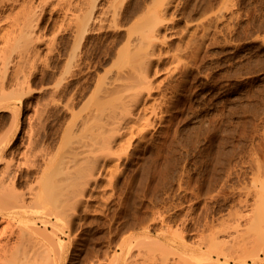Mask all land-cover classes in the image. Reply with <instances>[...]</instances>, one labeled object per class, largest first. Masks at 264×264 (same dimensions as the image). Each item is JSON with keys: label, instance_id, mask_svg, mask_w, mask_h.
<instances>
[{"label": "rangeland", "instance_id": "obj_1", "mask_svg": "<svg viewBox=\"0 0 264 264\" xmlns=\"http://www.w3.org/2000/svg\"><path fill=\"white\" fill-rule=\"evenodd\" d=\"M99 1L95 2L98 8L96 5L94 10L100 15L109 8L108 4L115 10L121 7L119 9L124 14L123 18L118 19L120 29L117 20L114 23L109 16L104 17V22L100 21L103 26L99 28L100 22L96 24L99 27L87 36L75 57L72 50L74 44L70 45L73 43L71 33L59 27L62 25L61 14H54L49 21L46 17L48 23L45 19V23H41V40L42 35L45 36L44 43L50 45L53 39L52 47L56 51L50 55V52L46 53L47 46L39 44L40 58L37 57V63L34 62L37 67L33 64V68L25 69L30 92L26 90L27 84L25 94L13 100V104H0V147L5 153L0 161V175L4 165L12 164L16 177L15 189L25 193L30 204L32 199L28 194L33 193L32 189L35 193V190L42 191L43 195L37 192L39 197L46 198L48 196L44 194L57 188L55 185H59L57 183L61 182L63 174L66 173L63 177L69 176V171L76 164L72 162H78L82 155L80 163H85L77 145L90 140L87 138L92 129L89 128V115L96 109L95 105L102 95L108 99L102 97L101 103L104 98V102L109 101V97L117 93L115 89L121 87L118 84L125 83L123 76L122 82L118 81L115 88L109 85L115 91L109 87L107 91L106 84L113 81L116 70L120 69H117L118 66L113 68V65L120 64L113 61L114 58L118 59L116 50L130 35L129 25H134L131 21L135 23L139 19L136 18L139 8L150 2L121 0L123 5L117 2L119 0L115 1L122 4L119 6L112 0ZM175 4L165 16L168 23L164 21V26L167 24V29L164 33L162 31L159 39L164 54L159 55L157 51L156 55L163 60L160 59L156 64L158 67H153L149 72V78L153 81L150 95L135 105L133 117L128 121L130 123L134 118L133 122L142 126L147 122V116L150 125L142 128V132L135 128L134 133H130L133 134L131 138L130 134L120 136L119 142L120 139L124 142V148L123 145H120L121 148L114 146L117 161L113 157L111 163L96 171L95 174L99 172L100 176L97 175L95 189L92 184L94 190L90 188L87 194L84 193V200L80 202L83 205H77V208L80 207L75 208L76 211L73 212L74 208L71 211V206L66 211L68 205L66 203L65 206L64 201L70 205L72 200H62L65 191L69 195L71 191L67 193V190L74 188L72 185L76 184L80 175V166L78 169L75 167L79 175L72 170L77 177L75 180L71 173L73 178L69 177V181L68 177L67 181L63 178L60 184L67 189L64 180L65 183L73 180L75 184L69 183L72 189L62 188L58 192L62 187L58 186V190L53 191L59 193L58 196L54 195L55 207L61 200L64 204L58 207L66 212L65 217L61 216L66 219L64 222L62 219L56 220L60 223L59 227L65 228L60 229L57 228L58 222L55 223L57 217L50 215H62L63 212L60 209L57 211L58 207L54 209V202L48 205L53 211L47 206L49 213L53 212L48 214L54 219L55 228L61 230L60 233L55 232L56 235L59 234L60 241L67 245L64 264H264V0H176ZM108 21L109 24L111 21L114 23L110 28ZM195 25L197 29L194 31ZM113 26H118V29H113ZM191 31L195 34L192 35ZM49 38L51 41H48ZM173 54L179 55L180 64L177 63L179 65L175 69L168 62ZM73 58L75 60L71 62ZM74 61L78 64L75 65L77 68L72 73L69 68L70 73L64 72L65 63L67 67L74 68ZM168 65L173 72H170ZM79 66L82 69L79 70ZM156 69L158 71L155 72ZM61 70L68 75L63 76ZM166 72L171 74L167 76ZM56 75L61 77L58 79L62 83L61 86L58 84L57 89L55 87L59 80H56ZM106 77L109 83L102 82L104 79L101 78ZM101 85L104 87L101 88ZM123 86L118 92L119 96L125 91ZM6 88L7 95L21 94L11 86L10 77ZM50 96H54L55 100L50 101ZM152 103H159L157 117L147 112ZM97 106H100L99 103ZM86 118L87 124L84 122ZM85 125L88 126L85 128ZM73 147L79 151H74L79 154L78 160L75 157L77 154L72 157L68 155L74 150ZM67 155L72 160L75 158L74 161ZM62 158L71 160L68 166L70 170L59 174ZM44 161L49 165L46 166ZM113 162L116 169L109 166ZM67 163L69 165V161ZM46 167L47 170H44ZM5 191L8 200L10 193ZM62 191L61 199L59 195ZM53 192L48 193L49 197L50 194L53 196ZM86 195L90 200L85 201L88 199ZM49 197L46 201L43 199L44 202L48 203ZM35 204L32 205L36 207L41 203ZM71 205L75 207L76 204ZM34 207H30L29 211H35ZM33 213L26 214L22 221L12 220L22 225L17 227L16 223H11L7 230L9 232L13 228L14 232L10 243L16 242L14 238L28 223L26 220L39 219V214ZM66 215L73 216L66 218ZM39 220H36L37 227L43 229ZM62 230L64 234L60 235ZM21 250L18 252L21 253ZM209 260L212 262L209 263Z\"/></svg>", "mask_w": 264, "mask_h": 264}, {"label": "bare ground", "instance_id": "obj_2", "mask_svg": "<svg viewBox=\"0 0 264 264\" xmlns=\"http://www.w3.org/2000/svg\"><path fill=\"white\" fill-rule=\"evenodd\" d=\"M96 1H99V0H0V104H1V106L5 105L6 103L8 105L13 104V100H15L17 97L21 98L25 94L24 90H25L27 84H28V87L26 88V90L30 92L29 80H28L29 78L27 79V81H28L27 82L26 81L27 76H26L25 69L27 71V69L29 67L33 68V64H34V62H36L35 60L37 59V57H39L38 53H40V49L38 48V45L41 43L45 44V46H47L46 49L48 48V50H46L47 51L46 53L50 52L51 53V54L49 53L50 55H52V53H54V51H56L52 47V44H54L53 39H52L53 42L51 41L50 38L48 39V41H51V44H50L51 48H49L50 45H48V43H44L43 39L45 38V36L43 37V35H42V40H41V34H40L41 23L43 22L44 19L46 21V19L48 18V21H49L54 14H56V13L61 14L62 25H60V26L58 25V26L61 27L62 29L64 28L63 31L66 30V32H67V30H68L71 33L70 35L73 38V43L72 44L69 43V44L71 46H73V44H74V49L72 47V50H74L73 56H75V57H77L75 54H77V50L81 47L82 43L85 41L87 36L90 33L95 32L94 30H97L96 27L98 28L100 26L99 28H101V25L103 24L101 22L102 21L104 22V19H106L109 16L108 18L110 20L115 21L114 23H116V20H117V23L119 22L118 19H120L124 14V13L122 14V10L119 9L121 7H117L118 10H117V8L115 10L114 8L111 9V5L108 4L109 8L107 7V9L103 10V12L104 11L105 12L102 13L103 15L102 14L100 15V14H98V12L96 13V10H94V9H96L95 6L97 5V4H95ZM115 1H117V0H112V2H114L116 5L122 6L123 0L117 1L119 3H122L121 5L119 3H116ZM124 1H126V0H124ZM149 1L150 2H148V3L146 2L143 6H141L139 8L137 15H136V18H139V19L135 23H134V21H131L134 25H133V27H132V25H129V26H131L130 29L131 28H134V29L130 30L129 27H127L129 29L130 33L127 31L126 32L129 33L130 35H128L126 37V40L123 37L125 40V42H123L124 44L122 42H120V44L122 43L123 45L119 49L116 47L118 49V50H116L118 59L116 60V58H114L113 61L115 64H117L116 62H120V64L115 65V67L113 65V68H116L118 66L117 69H119V67H120L119 71L116 70V72H117L116 76H115L116 78L114 77V79H112L113 81L110 83L107 81V80H109V78L108 79H107V77L101 78V79H104L103 81L101 80L102 82L106 83L105 81H107L109 83L106 85H107V88L109 87L111 89L112 87L115 88L118 81H120L119 83H121L122 82L121 79L124 76L126 78L125 79L123 77L125 83H122L120 85L118 84V86H121V87H117V88H120V89H118V91H117V88L115 89L117 92L115 94L113 93V91H115V90L111 89L113 91L110 92V94L112 95V93H113L112 97L115 96L116 94L118 95L119 94L118 92H119V90L122 89L123 85H124L123 90H125L124 93H121L122 95H120V96L118 95L114 98L109 97L110 98L109 101L105 100V102H104V99L107 98L106 95L101 96V98L106 97L103 99L104 103L100 102V99H101L100 98L99 101L95 105L96 109H94V107H93L94 111L91 114L89 113L90 115L88 114L89 118L87 117L89 124H90V125L88 124L90 126L89 128L92 127V129H90L91 132L88 133V135H90V136H87V138L88 139L90 138V140L87 141V139H86L85 140V141H87L86 143L80 144L82 148L80 147V145H77L79 147L78 150L80 152L78 150H76L77 148H74V147H73L74 148L73 151L70 149L71 153L76 150L79 152V154H83V156L85 158V160H84L85 163L83 161L80 163V160L83 159V157H81L82 155L79 156L81 159L78 162H72V164L76 163V164H74L75 167H77L76 169H78L80 166V168H79V171H80L79 174L80 175L77 173L79 171L76 170L75 167H73V168L71 167L72 170L73 169H74V171L76 170L75 174L77 173V175L80 176V177L77 176L79 178V182H78V178L75 177V175H74V171L70 170V168H69L70 162L72 160V158H71L72 156L77 154L75 157L77 160L79 159V157H77L79 155L78 152H76V153L74 152V154L68 153V155H70L71 157L68 155L67 156L71 160L68 158H62L61 163L62 162L63 163L60 165L59 174H63V173H65V171H67V169H69L70 173L67 172L69 174V176H67L68 181L70 178H73L72 176H70L71 173H73L72 175L75 177V178H73V180H75L77 178V182L75 181L76 184L73 183V180L69 182L70 185L75 184V185H72V186H74V188L72 186H70L68 182H66V183H68V186H67V184L65 183V180H64V184L66 185V188L67 189H68V187L70 189L73 188L72 190H69V189L67 190L64 188L65 186L60 185L61 182H63L62 181L63 178H66V181H67V177H63L64 175H66V173L63 174L62 179H60L61 182L58 181L59 179L56 180L59 183H57L55 181L57 184H59L58 185L59 187L62 186L61 188H59L58 186L55 185V188L57 187L56 189L58 190V188H59V190H60V191L58 190V192H61L62 188L67 190V193H68V191H71V192H69L70 193L69 195H67L66 191H65L64 197L62 195V194H64V191H62L63 192V193H61L62 196L59 195V198L62 199V197H63L62 201H64V198L67 201L68 200L69 201L72 200L73 202L77 201V203H73L72 201L70 202L71 204H76L75 207H73V205H71V204L69 205L68 202L64 201L65 206H66V203L68 205V207L67 206L65 207L64 205L62 206V207H65L66 211L69 209L70 206H71L70 210L72 208H74L73 212H74L75 208L77 210L80 207V206H78V208H77V205L81 204L80 202L82 200H84V195H85L84 193H86V191L91 188L92 184H93L92 187L97 184V175L99 174V172H98V174H95L96 171H100V169L102 167L107 166V163H111L112 158L113 157L115 158V155L117 154L114 151L115 150L114 146H117V147L119 146L121 148L120 145H123L122 143H124V142H121L122 141L121 139H120L121 143L119 142L120 136L122 134H128V136H129V134L132 133L135 128H137L136 130L139 129V131L142 132V131H144V129L142 130V128L150 125L147 116H145L147 118L146 119L147 122L144 124L142 123V126L137 125V123L135 121L133 122L134 118L131 120L130 123H128V121L133 117L132 116V110L135 107V105L138 104L141 101V99H145L146 95L147 96L150 95V91H151L150 86H151V82H153V81H151L152 79L149 78V75H150L149 72L153 67H155V68L158 67V65L156 66V64L159 63L161 56L157 57V55H158L157 53L160 52L159 55H161V53H162L160 46H159V45H161L159 42V39L161 40L160 36L162 37V35H163L162 31L164 33V30L167 29L166 28L167 24L164 26V23L167 22V21H165V16H166L167 12L172 7L174 8L176 6V4H175L176 0H149ZM127 2H128V0H127ZM97 8H98V5H97ZM99 8H102V7H99ZM120 10H121V12H119ZM125 10H126V7H125ZM98 11H101V10H98ZM104 17H106V18H104ZM61 19H60L59 23H61ZM133 20H135V19L133 18ZM98 22H100L99 26L96 25V24H98ZM106 22H105V24H106ZM109 22L110 21H108V27L110 28L112 26L111 25L112 21L110 24H109ZM43 23H45V22H43ZM114 23H112V24H114ZM119 23H121V22H119ZM105 24H104V26H105ZM45 26H46V24H45ZM47 26L49 27V25H47ZM191 26L192 25H190V27ZM59 27H58V29H59ZM115 27L116 26H113V29ZM188 27H189V25H188ZM188 27L186 29H188V31L190 32V28H188ZM61 28H60V30H61ZM122 28L126 29V27H122ZM195 28L197 29L196 25H195L194 29L193 28L192 29L195 31ZM44 29H46V28H44ZM102 29H104V28H102ZM119 29H120V24H119ZM132 30H134V32ZM61 31H59V35L61 34ZM98 31H100V30H98ZM194 31H191L192 35H193ZM43 32H45V30ZM43 32H41V33H43ZM96 33H97V31H96ZM57 34L58 33L56 31L55 36ZM57 36H56V38H57ZM163 39H165L164 36H163ZM56 46L57 45H55V47ZM71 46H69L70 49H71ZM49 49H50V51H49ZM51 49H53V50L51 51ZM56 49H58V48H56ZM177 50H179V49L177 48ZM41 51H43V50H41ZM79 52H78V55H79ZM165 52H166L165 54L167 55V51H165ZM59 53H61V52H58V54ZM174 53L179 54V52H174ZM162 54H164V52ZM168 54H169V52H168ZM178 54H177V56L173 54V57L171 56L172 58H170L171 60L170 59L168 60V62H170L174 66V69L177 68L178 65L180 64L179 60H178V56L180 54L179 55ZM81 55H82V53H81ZM166 55H164V56L166 57ZM170 55H168V57ZM42 59L44 61H46L44 59V57H42ZM69 59H70V57H69ZM72 60H75V59L73 58L70 61L73 62ZM161 60H163V59H161ZM66 61H67V63L69 62L68 60H66ZM166 61H167V58H166ZM71 62H69V64H71ZM175 62H176V64H175ZM38 63H39V61H38ZM74 63H76V62L74 61ZM77 63H78V61H77ZM77 63L74 64V66L75 65L78 66L79 63L78 64ZM177 63H179V64H177ZM9 64L11 65L12 68H10ZM69 64H68V66H69ZM34 65L36 66V64H34ZM46 65H48V62ZM63 65H64V63H63ZM70 66H72V64ZM77 66H75L74 68L73 67H67V65L65 63V69L66 70L64 72H66V73L71 72L72 73L73 69L77 68ZM169 66L170 65H168V67ZM175 66H177V67H175ZM32 68H31V70H32ZM68 68L70 70L72 69V71H70ZM79 68L82 69L81 66H79L78 69ZM165 68H167V66ZM169 68H167V70ZM62 69H64V67H62ZM68 70L70 72H68ZM113 70H112V72L114 73ZM172 70L173 69H171L170 72L174 71V70L173 71ZM156 71H158V70L156 69L155 72ZM24 72H25V74H24ZM61 72L63 73V76H65V77H66V75H68L66 73L64 75V72L62 70H61ZM74 72H75V70H74ZM170 72H168V73L171 74ZM60 73L58 75H60ZM168 73L166 72L167 76H168ZM69 75L71 76V74H69ZM56 76H54V78ZM60 76H62V75H60ZM70 76H68V77H70ZM9 77H10L11 86L14 87V89L16 91H19L21 93L20 95H18V96H16L17 94L16 95H12V94L7 95L6 83H8ZM58 77L59 76L56 77L57 78L56 80H59L58 83L55 80L57 85L55 82H53L56 85V87H55L56 89L58 88V86L61 83V79H58ZM65 77H62V78L65 79ZM59 78H61V77H59ZM70 78H72V77H70ZM101 81H100V83H102ZM161 82H163V81H161ZM104 83H103V85H104ZM53 85H52V88H53ZM98 85H99V83H98ZM103 85H101V88ZM106 85H104V86L106 87ZM109 85L110 86L113 85V86L110 87ZM159 86L160 85L158 84L157 87L159 88ZM96 87L98 88L99 86H96ZM97 88H96V90H97ZM109 88L107 90L108 92H109ZM154 89H156V88H154ZM58 90H57V92H58ZM49 91L51 92L52 90H49ZM46 93H48V92H46ZM27 94H28V92H27ZM48 94H50V93H48ZM51 94H53V93L51 92ZM52 97H51L52 99L50 98V101L55 100L54 96H52ZM55 97H56V95H55ZM101 101H102V99H101ZM157 102H159V101H157ZM98 103L100 106H97ZM158 104L152 103V106L148 107L147 112L150 116L156 115L157 108L160 107V106L159 107L157 106ZM143 105H144V103H143ZM141 108L142 107H139L138 109H141ZM141 110H139V111H141ZM159 112H160V110H159ZM133 115H136V114H133ZM156 117H157V115H156ZM87 118L85 120L83 119L84 122L87 120ZM91 120L93 123L91 122ZM153 120H155V119H153ZM141 122H143V121H141ZM87 123L88 122H85V124H87ZM82 124H80V127L82 126ZM91 124H93V125H91ZM138 124H140V123H138ZM88 125H85V128ZM147 128H149V127H147ZM124 132H127V133H124ZM125 137H127V136H125ZM129 137L130 138L133 137V134L132 135L130 134ZM0 144H1V142H0ZM80 148L82 149V151L80 150ZM123 148H124V145H123ZM3 151H4L3 147L2 148L0 147V161L3 160V157L5 156L4 155L5 153ZM114 152L116 154H114ZM113 154H114V156H113ZM117 157L119 159L121 158V157H119V155ZM65 159H67L69 161V165L67 163L68 161H66ZM74 159L72 161H74ZM47 160H48V158H47ZM49 160H51V159L49 158ZM77 160H75V161H77ZM115 160H116V158H115ZM115 160H113V161H115ZM11 161H12V159H11ZM65 161H66V164H65ZM108 161H110V162H108ZM7 162H9V161H7ZM51 162H49V163H51ZM44 163H45V161H44ZM44 163H43V165H45V164H46V166L49 165V164L47 165V163H45V164ZM115 163L118 164V162H115ZM64 164L67 167L68 166L69 167L67 168L66 166H64ZM81 164H83V165L81 166ZM74 165H72V166H74ZM113 165L116 166V164H114V162L112 165H109V166H113ZM18 166L20 167L19 164H18ZM12 167H13L12 164L7 163L6 166L4 165V169L2 168L3 173L1 172V175H0V213H2V217L0 216L1 217L0 218V226H1L0 227V264H31V263L32 264H62V263L64 264V260L66 259L65 258V252L67 255V251H66L65 246H67V245L62 243V241H60L62 239H60V237H58L59 234H58V236L56 235L57 232L60 233V231H61L57 228H60V229L63 228V227H59L60 223L58 221H60L61 219L63 221L65 218L63 219L62 217L63 216L65 217V214H66V212H64V210H65L64 208H63L64 210H61L62 208L60 209L58 207L59 204H61V203L64 204L58 198L56 200H60L61 202L59 201V203H58L56 201V205L58 203V205L56 207H58V208L55 207L54 195L58 196L59 193L57 191H56L57 194L55 192H53L56 190L54 188L55 190L50 191L51 193L52 192L54 193L53 196L50 194V197H49L48 193H50V192L47 191V193L44 194V196L46 195L50 198L48 201V203H49L48 204V203L44 202V200L46 201L48 199V197H46V198L43 196L39 197L38 193H41L42 191L35 190L38 192V193L37 192L35 193L33 191L34 189H32L31 191L33 193L28 194L30 199H32V203L31 204L28 203V200L26 198L27 195L25 196V193H19L15 189L16 188L15 187L16 177L13 175ZM43 167H45V166H43ZM47 168L48 167H46V169L44 168V170H47ZM112 168H108V170L111 169V170L115 171L116 168L115 167H114L115 169H112ZM0 170H1V168H0ZM98 176H100V175H98ZM71 182H72V184H71ZM93 188L95 189V186ZM96 188H97V186H96ZM94 189L91 188V190H94ZM5 190H8L7 192L10 193L8 200L6 199V195H5L6 191ZM31 191L29 190L27 192L30 193ZM41 194L43 195V192ZM66 195H67V197H66ZM51 196L53 197V201L51 199ZM89 196H91L90 193H89ZM89 196L87 197V195H86V198H88V199H86L85 201L90 200ZM42 197L44 199V200L42 199L43 202L41 200ZM38 199H40L41 201L40 200L37 201ZM33 202H35L36 204H39V202H40L41 204L36 206V204ZM51 202H54V209L56 208L57 211H58V209H60L59 211L63 212V214L61 213L62 215H60V213H58L56 215L55 213L50 212V213H53L50 216H53V217L55 216L58 218L57 219L54 217L55 221L58 220L55 222V223L58 222V224H59L57 228H55V224L53 221L54 219H52L49 216V214H50L49 208H51L50 207ZM86 203H85V205H86ZM32 204H35L36 207H34V205H32ZM48 205H50V206H48ZM81 205H83V204H81ZM30 207H31V209L33 207L35 209V211H31L32 213L35 212V213L39 214L40 220L38 218L36 220H39L40 223H42V228L43 227L44 228L40 229L39 227H41V226L37 227L38 225L36 224V220H33V219H32L33 221H31L29 219H28V221L23 220V221L28 222V223L27 224L25 223V226L23 225V227H24V228L22 227L23 229L22 228H16V229H20V230L22 229V231H20L16 235V237L14 238V240L16 239V242L14 244L10 243L11 239H13L14 232H13V228L11 229L12 232L9 231L10 233L7 230L9 227H11L10 225H11V223H13L12 220L16 219L15 221H17V220L22 221L24 216L26 217V214L27 215L31 214V212L29 211V210H31ZM52 207H53V205H52ZM83 207L86 208L87 206L86 207L83 206ZM51 210H52V208H51ZM56 210L54 212H56ZM73 212H71V214ZM69 213H70V211H68L67 215H69ZM67 215H66V218H71V216H73V215H70V217H69ZM29 216H31V215H29ZM33 216H35V214ZM29 221H31V222H29ZM15 223L17 225V222H15ZM15 223H13V224H15ZM67 224L70 225L69 222ZM16 225H14V226H16ZM18 225L21 226L22 224L19 223ZM18 225H17V227H18ZM62 226H65V224H63ZM69 227H71V225L68 226V229H70ZM49 228H52L53 230L52 229L49 230ZM56 229H57V231H56ZM63 229H65V228H63ZM51 230L53 231L52 233H50ZM7 232L9 233L8 235H7ZM17 232L18 231H16V233ZM61 233L62 234H60V235L64 234L63 230ZM66 236H68V235H66ZM69 236L71 237V235H69ZM12 242H13V240H12ZM64 242L67 243L66 241H64ZM18 245H20V248H22L21 253L18 252V250L20 249ZM17 248H18V250H17ZM16 252H18V253H16ZM19 254H20V256H19ZM223 256H224V254H223ZM225 258L226 257H224V259ZM17 259H19V260L17 261ZM254 259L256 261V258H254ZM231 260H232V258H231ZM210 262H212V261L209 260V263ZM213 262L216 263L215 261H213ZM258 263H259V261H258ZM260 263H261V261H260ZM211 264H213V263H211Z\"/></svg>", "mask_w": 264, "mask_h": 264}]
</instances>
